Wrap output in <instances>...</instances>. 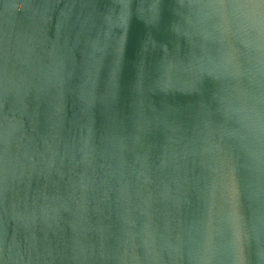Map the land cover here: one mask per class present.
I'll use <instances>...</instances> for the list:
<instances>
[{"label":"water","instance_id":"water-1","mask_svg":"<svg viewBox=\"0 0 264 264\" xmlns=\"http://www.w3.org/2000/svg\"><path fill=\"white\" fill-rule=\"evenodd\" d=\"M0 264H264V3L0 0Z\"/></svg>","mask_w":264,"mask_h":264},{"label":"snow or ice","instance_id":"snow-or-ice-1","mask_svg":"<svg viewBox=\"0 0 264 264\" xmlns=\"http://www.w3.org/2000/svg\"><path fill=\"white\" fill-rule=\"evenodd\" d=\"M261 3H264V0H260Z\"/></svg>","mask_w":264,"mask_h":264}]
</instances>
